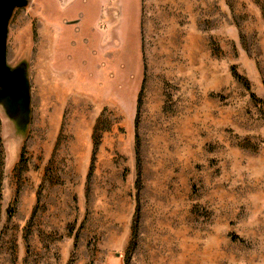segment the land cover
Returning <instances> with one entry per match:
<instances>
[{
  "label": "rangeland",
  "instance_id": "374dc122",
  "mask_svg": "<svg viewBox=\"0 0 264 264\" xmlns=\"http://www.w3.org/2000/svg\"><path fill=\"white\" fill-rule=\"evenodd\" d=\"M27 1L8 26L31 114L16 139L0 110V264H264V0Z\"/></svg>",
  "mask_w": 264,
  "mask_h": 264
},
{
  "label": "water",
  "instance_id": "95a60500",
  "mask_svg": "<svg viewBox=\"0 0 264 264\" xmlns=\"http://www.w3.org/2000/svg\"><path fill=\"white\" fill-rule=\"evenodd\" d=\"M27 0H0V110L14 136H24L30 121V85L25 60L15 66L7 62L8 26L13 13L27 6Z\"/></svg>",
  "mask_w": 264,
  "mask_h": 264
},
{
  "label": "bare ground",
  "instance_id": "6f19581e",
  "mask_svg": "<svg viewBox=\"0 0 264 264\" xmlns=\"http://www.w3.org/2000/svg\"><path fill=\"white\" fill-rule=\"evenodd\" d=\"M123 2H124V0H123ZM124 5H125V9H126V13L127 14H129L128 12H127V8H129L130 9V11H131V3H124ZM89 20V19H88ZM89 21H91V19L89 20ZM125 24H126V26H127V31L129 30V29H131L132 30V25L131 26H128L127 25V19H126V21H125ZM124 33V32H123ZM68 39L65 37V35H61V37H60V41H59V44H58V46L60 47V44H61V46H62V50H60V51H63V50H65L66 49V46H65V42L67 41ZM59 51V52H60ZM41 56V55H40ZM75 57H76V59L77 58H79V57H82V56H85V53L83 52V51H81V50H79V51H77L76 53H75V55H74ZM39 67V66H38ZM42 69V68H41ZM37 71H38V69H36ZM42 71H43V69H42ZM41 72V71H40ZM39 73V72H38ZM38 73H36L37 75H38ZM42 74V73H41ZM46 74V73H45ZM41 78H43L42 76H41ZM37 80H38V78H37ZM44 80V79H43ZM39 81H40V79H39ZM43 82V81H42ZM45 83H43V85H44ZM95 88L98 90V88H97V85L95 86ZM44 101V100H43ZM60 101V100H59Z\"/></svg>",
  "mask_w": 264,
  "mask_h": 264
},
{
  "label": "trees",
  "instance_id": "16d2710c",
  "mask_svg": "<svg viewBox=\"0 0 264 264\" xmlns=\"http://www.w3.org/2000/svg\"><path fill=\"white\" fill-rule=\"evenodd\" d=\"M231 74L233 76V78L243 87L245 88L246 90H249L250 87H249V83L248 81L243 78L242 76H240L236 70L232 69L231 70ZM253 99H254V96L252 95L251 96ZM256 99V98H255ZM136 234H137V222H134L133 223V227H132V235H133V238L135 239L136 238Z\"/></svg>",
  "mask_w": 264,
  "mask_h": 264
},
{
  "label": "flooded vegetation",
  "instance_id": "af4514ba",
  "mask_svg": "<svg viewBox=\"0 0 264 264\" xmlns=\"http://www.w3.org/2000/svg\"><path fill=\"white\" fill-rule=\"evenodd\" d=\"M95 6L94 5H89L87 8H86V13H87V18L90 20H93L94 18V15H95ZM60 50H58L57 52H59Z\"/></svg>",
  "mask_w": 264,
  "mask_h": 264
}]
</instances>
